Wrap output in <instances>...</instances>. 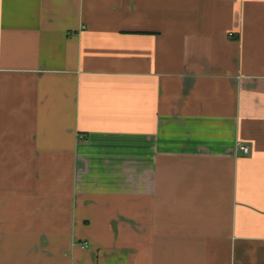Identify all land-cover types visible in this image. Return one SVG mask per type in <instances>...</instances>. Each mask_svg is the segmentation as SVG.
<instances>
[{"label":"crops","instance_id":"obj_1","mask_svg":"<svg viewBox=\"0 0 264 264\" xmlns=\"http://www.w3.org/2000/svg\"><path fill=\"white\" fill-rule=\"evenodd\" d=\"M0 264H264V0H0Z\"/></svg>","mask_w":264,"mask_h":264},{"label":"built area","instance_id":"obj_2","mask_svg":"<svg viewBox=\"0 0 264 264\" xmlns=\"http://www.w3.org/2000/svg\"><path fill=\"white\" fill-rule=\"evenodd\" d=\"M238 148L243 151L245 154H248L250 152V147L245 145V144H242V143H239L238 144Z\"/></svg>","mask_w":264,"mask_h":264}]
</instances>
